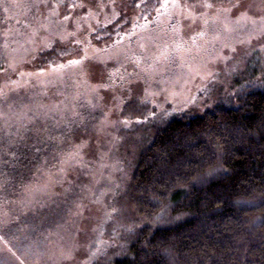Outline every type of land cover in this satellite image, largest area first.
I'll return each mask as SVG.
<instances>
[{"label":"rangeland","instance_id":"1","mask_svg":"<svg viewBox=\"0 0 264 264\" xmlns=\"http://www.w3.org/2000/svg\"><path fill=\"white\" fill-rule=\"evenodd\" d=\"M5 1L10 47L0 71V122L55 146L50 169L28 193L40 195L39 208L51 205L54 218L37 238L14 244L20 256L0 240L8 253L0 264H114L127 254L130 182L151 135L264 74V0H211L223 6L221 19L245 12L257 21L231 31L214 18L205 25L208 9L186 7L205 0ZM46 49L57 59L42 63ZM85 54L104 70L105 87L72 64Z\"/></svg>","mask_w":264,"mask_h":264},{"label":"trees","instance_id":"2","mask_svg":"<svg viewBox=\"0 0 264 264\" xmlns=\"http://www.w3.org/2000/svg\"><path fill=\"white\" fill-rule=\"evenodd\" d=\"M58 54L46 49L39 59L53 62ZM51 147L0 122V240L10 254L20 256L14 244L37 238L54 218L51 205L39 208L40 195L25 202L50 169ZM128 194L134 226L126 256L114 264H264V74L202 114L186 112L155 131L136 158Z\"/></svg>","mask_w":264,"mask_h":264},{"label":"snow or ice","instance_id":"3","mask_svg":"<svg viewBox=\"0 0 264 264\" xmlns=\"http://www.w3.org/2000/svg\"><path fill=\"white\" fill-rule=\"evenodd\" d=\"M66 7H70L71 9H75L77 7L76 4H71V5H66ZM80 7H83V5H80ZM137 7H140V5L138 4ZM192 13H196L197 9H208V12H204L201 13V15L204 18V23L205 25L208 24L209 19H213L214 18V22L215 21H220L222 23L223 28L226 31H231L233 30V26L234 25H238L241 24L242 22H250L251 24L255 25L257 23V21L255 19H252L251 17L247 16V14L245 12H241L239 16H237L234 20H230L228 19L226 16L223 17V19H221L222 14L224 12L223 6H221L220 9H216V6L214 3L211 2V0H205V2L200 3L199 5H188L186 6ZM239 9L240 5L239 3L237 4H233L227 11L231 12L232 9ZM215 10V11H213ZM66 20L70 19V16H66L65 17ZM195 22V20L193 21ZM205 32H201L199 33V35H204ZM68 35H76L75 32H71L68 33ZM15 43H17L18 45L20 44L19 41H15ZM22 47V45H20ZM4 49H5V54L8 55L7 50L10 47V43L6 40L4 45H3ZM15 51V50H13ZM161 56L166 57L167 53L165 52H161ZM90 60V58L87 56V54H85L83 57H81L80 60H76L73 61L72 64L75 66H78L80 71L84 73L85 76H90V77H96L99 76V80H98V87H105V82L103 79V75H104V70L100 69L96 63H90L88 62ZM9 64L10 68H13V70H17L14 65H15V57L11 56V58L7 61ZM112 78V75H109V79ZM78 157V153L77 152H73L70 154V159H76Z\"/></svg>","mask_w":264,"mask_h":264}]
</instances>
